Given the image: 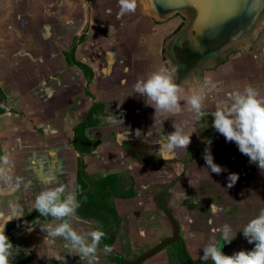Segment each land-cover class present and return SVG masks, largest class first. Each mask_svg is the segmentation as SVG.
Returning a JSON list of instances; mask_svg holds the SVG:
<instances>
[{"label":"crops","instance_id":"crops-1","mask_svg":"<svg viewBox=\"0 0 264 264\" xmlns=\"http://www.w3.org/2000/svg\"><path fill=\"white\" fill-rule=\"evenodd\" d=\"M119 10L118 0H0V212L18 206L22 216L5 226L10 264H88L62 237L44 241L41 228L60 221L40 216L35 196L61 184L80 205L71 226L105 233L99 264H179L181 247L203 261L213 239L225 255L255 246L242 213L264 209V171L212 127L211 112L247 86L264 96V32L250 50L235 42L226 61L228 45L220 47L214 61L186 49L182 12L159 13L150 0L118 18ZM160 69L181 89L173 113H155L133 88ZM193 94L204 97L202 118L186 103ZM173 125L191 143L170 153ZM205 148L220 175L206 165ZM82 168L98 190L112 181V212L78 200ZM229 173L239 175L232 188ZM225 224L229 239L235 233L228 243L217 231Z\"/></svg>","mask_w":264,"mask_h":264},{"label":"clouds","instance_id":"clouds-1","mask_svg":"<svg viewBox=\"0 0 264 264\" xmlns=\"http://www.w3.org/2000/svg\"><path fill=\"white\" fill-rule=\"evenodd\" d=\"M119 12L117 17L127 13H134L137 7V0H118ZM111 13V9L107 10ZM135 93L142 97H147L149 106L156 112L173 113L180 107L181 92L180 87L173 82L171 76L164 69L153 72L146 79H138L133 85ZM204 97L200 94H193L186 98V103L190 105L198 117L206 115L202 109ZM227 105H221L211 112L213 117L212 127L221 134L226 141L234 142L241 154L249 158L250 163H255L257 167L264 171V96H260L257 90L247 86L243 91H233L227 94ZM109 123H116L111 117ZM123 124L122 118L119 120ZM174 131L166 137L164 148L168 152H174L178 148L187 149L191 143L190 135L184 134L182 130L173 125ZM203 159L211 169L212 173L220 175L225 169L214 163V158L208 148H205ZM4 163L8 162L7 157H3ZM3 169H0V176ZM239 179L237 173H229L227 176V188H232ZM66 193V194H65ZM75 191L67 190L65 185L48 187L40 191L36 196L33 208L43 217H52L60 223H48L41 228L46 233L44 241L51 244L55 237H62L66 242L65 247H69L80 259H86L88 264H99L97 255L98 246L105 233L99 228L86 233L77 232L70 220L76 218V210L79 208ZM13 206L11 214L5 217L0 212V264H10L9 258L12 256L13 244L5 235V226L14 218L22 216ZM217 231L222 233L225 243L231 242L235 237L229 239L232 229L225 224ZM248 243H255L250 251H238L232 255H225L221 251L219 242L215 239L203 247L202 260L213 261V264H264V209H261L258 216L252 218L242 231ZM110 246H104V252L111 253Z\"/></svg>","mask_w":264,"mask_h":264},{"label":"water","instance_id":"water-1","mask_svg":"<svg viewBox=\"0 0 264 264\" xmlns=\"http://www.w3.org/2000/svg\"><path fill=\"white\" fill-rule=\"evenodd\" d=\"M159 13L180 11L188 22L180 35L188 41L187 50L220 60L222 44L239 34L245 23L259 12L262 0H150ZM262 7V6H261ZM263 22V20H262Z\"/></svg>","mask_w":264,"mask_h":264},{"label":"flooded vegetation","instance_id":"flooded-vegetation-1","mask_svg":"<svg viewBox=\"0 0 264 264\" xmlns=\"http://www.w3.org/2000/svg\"><path fill=\"white\" fill-rule=\"evenodd\" d=\"M259 10L260 12L254 18H252V21L244 24V26L240 29L239 34L237 36L231 38L228 42L222 44V46L228 45V47H226L225 49L226 53L222 61H226L230 58V54L233 53L234 51L233 45L235 42L237 43L239 42L241 48L244 47L245 50L246 49L250 50L252 49V47L256 45L260 35L262 34V32H264V0H262V4L260 5ZM80 170L83 173L85 172L83 168ZM84 176H85V173H84ZM103 182L105 184V187L103 189L99 188V190H98V187H94V185L91 182H87V188L81 193L83 197L79 196V191H78V200L88 203L94 210H98L99 208H102V209L107 210V213H108V212L113 211V204L115 201H117L116 199L117 197L115 198V195L117 192H115L114 188L109 189V184H111L112 181H109V179H106ZM130 193H132V191L129 192L128 196L130 195ZM86 195L89 196L90 199L86 200V197H85ZM242 215L244 216V219L248 222L254 216L251 213H242ZM178 253L184 255V257H182L181 255L178 261L181 263L179 264H212L206 260L205 261L204 260L195 261V260H191L187 258L186 253L184 249H182V247H181V251H179Z\"/></svg>","mask_w":264,"mask_h":264},{"label":"trees","instance_id":"trees-1","mask_svg":"<svg viewBox=\"0 0 264 264\" xmlns=\"http://www.w3.org/2000/svg\"><path fill=\"white\" fill-rule=\"evenodd\" d=\"M83 176H84V173L81 170L78 171V191H79L80 197H83L81 193H82V191H84L87 188V183L83 179ZM128 194L129 193H127V195ZM85 197H86V200L90 199L89 196H87V195Z\"/></svg>","mask_w":264,"mask_h":264},{"label":"rangeland","instance_id":"rangeland-1","mask_svg":"<svg viewBox=\"0 0 264 264\" xmlns=\"http://www.w3.org/2000/svg\"><path fill=\"white\" fill-rule=\"evenodd\" d=\"M124 205V204H123ZM88 213V212H87ZM88 214H91L90 212Z\"/></svg>","mask_w":264,"mask_h":264}]
</instances>
